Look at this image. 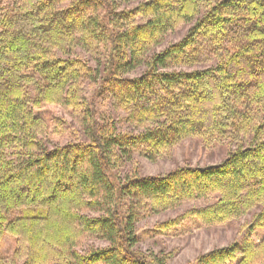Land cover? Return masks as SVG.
<instances>
[{"label": "trees", "instance_id": "obj_1", "mask_svg": "<svg viewBox=\"0 0 264 264\" xmlns=\"http://www.w3.org/2000/svg\"><path fill=\"white\" fill-rule=\"evenodd\" d=\"M61 1L0 0V240L25 241L22 264L53 257L167 264L166 255L135 247L134 206L164 209L218 193L211 207L188 214L210 209L204 222H226L256 211L239 242L203 254L198 264L238 255L236 264H264V0H149L133 11H116L114 0ZM178 23L189 24L182 37L154 50ZM94 41L105 44L106 57L92 70L75 49ZM212 58L214 65L177 69ZM140 67V75L125 76ZM85 80L96 85L89 102L79 94ZM108 93L141 132H121L112 117L98 115L95 98ZM53 102L68 109L69 139L48 147L46 123L33 108ZM239 132L249 141L217 163L120 175L139 144L154 156L188 136ZM9 149L27 157L6 158ZM16 208L23 220L14 219ZM84 237L106 244L84 245Z\"/></svg>", "mask_w": 264, "mask_h": 264}, {"label": "rangeland", "instance_id": "obj_2", "mask_svg": "<svg viewBox=\"0 0 264 264\" xmlns=\"http://www.w3.org/2000/svg\"><path fill=\"white\" fill-rule=\"evenodd\" d=\"M149 0H131L126 3L120 0H114L115 10H130ZM68 0H62L58 5ZM95 10L92 15H95ZM140 16L136 17L139 22ZM189 24L178 23L174 30L168 32L165 36L164 43L155 47L154 50L163 48L170 42H174L182 37L188 29ZM81 35L78 33L77 37ZM102 41H94L91 45L81 42L75 49V54L80 56L87 62L92 70L98 68L100 63H104L106 51ZM216 63V58H212L203 63L195 64V66H182L177 69L191 70L203 68ZM143 67H140L128 74L126 77H136L141 74ZM96 85L93 81L85 80L80 86L79 94L85 97L89 102L95 93ZM98 115L101 117H112L121 132H133L138 134L143 127L127 122L124 117L128 114L129 109L117 102L116 98L110 93L100 94L95 98ZM33 113L41 117L46 123V131L42 135L43 142L52 147L55 145H63L68 141L64 129L70 121L67 107L62 103H43L33 108ZM62 125V129L59 128ZM251 136L245 132H239L234 136H226L224 138H213L209 136H188L177 143L168 145L160 149L154 156H151L150 149L153 147L145 144L136 147L131 157L125 159L123 167L120 169V175L137 172L142 176L165 174L173 168L191 164L192 166H204L219 162L227 153L238 144L247 143ZM151 156V157H149ZM6 158L16 161L17 157H27V155L13 154L12 150L7 151ZM218 193H210L204 197H196L183 200L179 205L167 208H160L155 202H146L134 206L138 212V220L136 222V235L138 241L135 247L142 252H156L166 255L167 264H198L199 258L216 248L228 246L233 242H239L242 235L246 232L249 222L251 221L254 209L243 213L238 217H232L229 221L221 222H204L208 217L210 209L202 212V215L188 214L193 209H206L211 207L217 200ZM14 219L21 217L23 220V208L14 210ZM205 217V218H204ZM212 219H216L213 217ZM176 221L175 223H173ZM84 245H105L106 243L94 237H84L82 240ZM20 248L21 252H16ZM27 245L23 239L16 241L11 235H3L0 240V258H4L3 264H22L26 259ZM241 259L238 255L233 261L225 264H236ZM45 264H62L57 257H53Z\"/></svg>", "mask_w": 264, "mask_h": 264}]
</instances>
